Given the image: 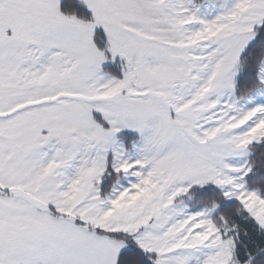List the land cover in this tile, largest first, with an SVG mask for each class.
I'll use <instances>...</instances> for the list:
<instances>
[{"label": "snow or ice", "instance_id": "6c2138e0", "mask_svg": "<svg viewBox=\"0 0 264 264\" xmlns=\"http://www.w3.org/2000/svg\"><path fill=\"white\" fill-rule=\"evenodd\" d=\"M0 264H264V0H0Z\"/></svg>", "mask_w": 264, "mask_h": 264}]
</instances>
